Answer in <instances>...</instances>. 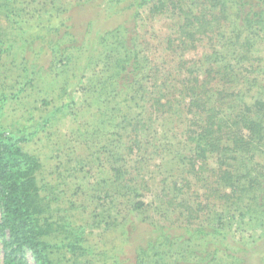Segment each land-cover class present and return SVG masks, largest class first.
Here are the masks:
<instances>
[{
	"label": "trees",
	"instance_id": "16d2710c",
	"mask_svg": "<svg viewBox=\"0 0 264 264\" xmlns=\"http://www.w3.org/2000/svg\"><path fill=\"white\" fill-rule=\"evenodd\" d=\"M262 2L133 0L132 6H147L149 15L170 20L172 35L162 50L180 58L171 55L176 64L165 62L169 69L149 65L148 51L141 53L137 12L95 43L100 46V76L94 84L85 81L80 90L93 91L103 119L93 116L97 127L87 134L89 142L81 144L83 155L74 160L75 166L96 163L100 169L101 187L92 194L100 207V225L117 223L120 243L133 247L125 258L101 250L114 248L102 237L100 258L87 259L82 232L64 218L59 224L53 219L51 190H46L63 175L50 172L53 179L45 182L40 158L23 148L28 139L8 135L0 125L2 264H82L80 259L87 264H255L253 252L231 251L224 243L234 219L257 221L264 215ZM2 7L0 3V12ZM56 31L48 29L55 38ZM64 37L68 45L55 51L59 69L79 52L77 36L66 31ZM200 43L207 48L202 59L187 65L181 57ZM146 82H151L150 90ZM144 93L145 108L136 101ZM121 95L126 96L118 99ZM157 125L166 131L158 134ZM69 161L67 157L64 167ZM150 168L163 176L154 207L162 222L138 219L145 208L139 198L150 190ZM53 248L66 254L53 260ZM258 264H264L263 257Z\"/></svg>",
	"mask_w": 264,
	"mask_h": 264
},
{
	"label": "rangeland",
	"instance_id": "374dc122",
	"mask_svg": "<svg viewBox=\"0 0 264 264\" xmlns=\"http://www.w3.org/2000/svg\"><path fill=\"white\" fill-rule=\"evenodd\" d=\"M132 2L133 0H0L3 4L0 12V125L8 135L28 139L26 143H22L23 148L40 158L45 182L53 179L50 178V172H54V176L58 175L56 172L63 175L56 176L61 179L56 178L54 182L48 183L46 190V193L51 190L49 193L52 198L53 219L59 224L61 218H64L82 232L88 260L100 258L102 237L108 246L111 242L114 248L101 250H109L113 256L114 253L120 255L118 260L131 254L133 249L132 246L127 249L120 243L117 223L100 225V207L92 195L101 187L97 164L90 159L95 163L92 168L82 167V164L75 166L74 157L78 154L82 156L84 152L81 144L86 139L89 142L87 134L97 127L93 116L96 115L100 121L103 119L98 116L94 107L93 91L82 93L80 90L85 81L94 84L100 76L97 73L100 67V46L95 43L100 34L113 30L126 21H132L137 12V34L140 41L144 42V45L141 44V53L148 51L149 65L161 64L162 68L169 69L171 64H176L172 63V56L176 55V60L180 58L178 54L162 50V45L172 35L168 29L170 20L165 16L149 15L147 6L143 10L132 6ZM70 26L73 29H68ZM53 27L57 29V38L48 32ZM66 31L77 36L75 45L79 52L69 65L59 69V54H55V51L68 45L64 37ZM126 35L128 38L127 31ZM58 37L61 39L58 40ZM55 42L56 45L50 48ZM205 47V44H197L195 49L189 50L181 59L189 61L187 65L192 66L202 59L207 49ZM94 50L97 56L94 55ZM262 54L264 50L259 52V55ZM88 56L91 57L85 61ZM85 62L86 66L83 65ZM135 78L141 81V75ZM144 84L145 89L150 90L151 82ZM145 95L144 93L136 99L138 105L144 108ZM125 96L121 95L118 99ZM89 101L93 105H89ZM70 109L76 111V115ZM155 128L158 134L166 131L158 125ZM150 130L154 131L152 125ZM180 139V136L175 139L178 144L181 143ZM67 157L70 161L64 167ZM151 176L152 180L148 183L150 190L143 192V197L139 198L145 208L144 214L138 219L150 223L159 218L162 222L154 207L159 204L163 176L157 168L151 171ZM77 197L81 200H76ZM247 220L248 217L237 222L233 220L235 228L227 234L224 244L231 251L250 250L249 252H253L252 262L258 264L260 258H264V215L257 221ZM245 221L249 223L248 226L244 224ZM55 241L58 242L55 239L53 243ZM53 251V260L66 254L63 248L59 251L53 248ZM2 255L0 246V264ZM66 258L73 261L70 254ZM80 261L87 264L85 259Z\"/></svg>",
	"mask_w": 264,
	"mask_h": 264
}]
</instances>
